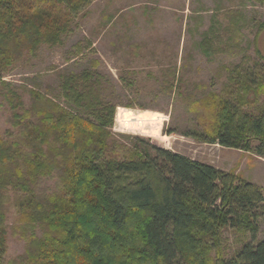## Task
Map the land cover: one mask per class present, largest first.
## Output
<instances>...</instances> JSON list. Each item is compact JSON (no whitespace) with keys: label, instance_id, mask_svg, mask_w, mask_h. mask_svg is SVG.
<instances>
[{"label":"trees","instance_id":"trees-1","mask_svg":"<svg viewBox=\"0 0 264 264\" xmlns=\"http://www.w3.org/2000/svg\"><path fill=\"white\" fill-rule=\"evenodd\" d=\"M92 1L0 0V79L41 46L59 45ZM213 27L201 42L206 55L215 39L226 41ZM96 77L87 71L64 77L62 84L67 103L92 119L33 91V103L50 105L27 111L21 97L1 83L14 118L21 120L19 110L23 119L30 113L35 119L20 124L18 140L0 135V264L11 191L19 197L23 222L41 232L29 243L24 264H264V238L256 240L263 190L140 137H128L133 148L122 156H105L116 146V106L102 102ZM262 83L256 69L235 67L221 94L208 99L215 108L210 132L192 138L264 159V104L257 105ZM53 174L58 190L39 195L40 183ZM224 231L249 234L251 241L225 258Z\"/></svg>","mask_w":264,"mask_h":264},{"label":"rangeland","instance_id":"rangeland-1","mask_svg":"<svg viewBox=\"0 0 264 264\" xmlns=\"http://www.w3.org/2000/svg\"><path fill=\"white\" fill-rule=\"evenodd\" d=\"M231 14L242 17L236 21L230 19ZM212 24L214 33L226 41L219 44L215 39L211 54L206 55L201 42ZM229 37L233 41L227 42ZM243 64L249 71L256 69L263 79L257 103L262 106L264 3L257 0H93L77 15L71 33L59 45L41 46L0 79V135L18 140L20 124L35 119L32 113L23 119L19 110L21 120L14 118L5 98L8 88L21 97L27 111L50 105L33 103V91L92 119L87 111L69 105L62 93L64 77L88 71L98 75L102 102L116 106L111 134L117 147L110 146L105 156H122L133 148L128 137H140L150 145L233 173L261 188L264 195L263 158L192 138L210 132L215 108L208 99L220 95L231 71ZM1 83L8 88L3 89ZM59 185L53 174L40 183L38 194L49 195ZM18 198L11 191L6 200L4 264H24L29 243L41 234L37 225L21 219ZM257 222L256 240H261L263 214ZM250 241L249 234L224 231L222 255L230 258Z\"/></svg>","mask_w":264,"mask_h":264}]
</instances>
